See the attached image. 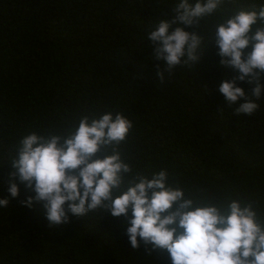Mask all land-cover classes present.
I'll return each mask as SVG.
<instances>
[{
  "label": "trees",
  "instance_id": "1",
  "mask_svg": "<svg viewBox=\"0 0 264 264\" xmlns=\"http://www.w3.org/2000/svg\"><path fill=\"white\" fill-rule=\"evenodd\" d=\"M179 2L0 0V199L9 201L0 206V264H172L166 251L134 250L123 217L89 212L52 226L40 203L22 204L35 193L19 180L11 197L6 163L19 138L85 113L120 111L134 122L125 151L140 170L166 167L193 195H240L264 213V97L254 114H235L239 105L218 92L226 71L216 45L188 70L153 59L148 34ZM261 4L226 0L186 30L202 31L207 46L230 10ZM239 74L227 69L230 81ZM237 86L253 98V84Z\"/></svg>",
  "mask_w": 264,
  "mask_h": 264
},
{
  "label": "clouds",
  "instance_id": "2",
  "mask_svg": "<svg viewBox=\"0 0 264 264\" xmlns=\"http://www.w3.org/2000/svg\"><path fill=\"white\" fill-rule=\"evenodd\" d=\"M226 0H180L171 19H161L148 34L153 59L172 72L187 70L212 45L226 75L218 92L235 114L252 115L264 97V4L230 10L210 33L189 32L224 11ZM240 74L231 81L227 69ZM161 81L163 72L159 73ZM237 80L254 85L246 96ZM244 99L245 103H239ZM134 122L123 112L85 113L65 128L30 131L8 152L13 171L8 191L18 198L16 180L35 193L22 204L40 203L52 226L89 212L123 217L124 234L134 250L148 256L167 252L172 264H264V213L243 196L193 195L166 167L142 171L125 151ZM9 201L0 199V206Z\"/></svg>",
  "mask_w": 264,
  "mask_h": 264
}]
</instances>
